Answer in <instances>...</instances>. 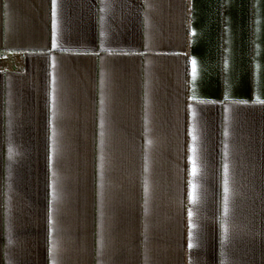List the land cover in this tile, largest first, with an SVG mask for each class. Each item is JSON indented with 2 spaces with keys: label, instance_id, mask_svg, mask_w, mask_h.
Masks as SVG:
<instances>
[{
  "label": "crops",
  "instance_id": "crops-1",
  "mask_svg": "<svg viewBox=\"0 0 264 264\" xmlns=\"http://www.w3.org/2000/svg\"><path fill=\"white\" fill-rule=\"evenodd\" d=\"M0 264H264V0H0Z\"/></svg>",
  "mask_w": 264,
  "mask_h": 264
},
{
  "label": "snow or ice",
  "instance_id": "snow-or-ice-1",
  "mask_svg": "<svg viewBox=\"0 0 264 264\" xmlns=\"http://www.w3.org/2000/svg\"><path fill=\"white\" fill-rule=\"evenodd\" d=\"M192 64H193V78H195V75H196V62H195V60L192 61ZM192 174H193V176L196 175L195 164H193ZM226 190H227V189H226ZM190 215H191V214H190Z\"/></svg>",
  "mask_w": 264,
  "mask_h": 264
}]
</instances>
